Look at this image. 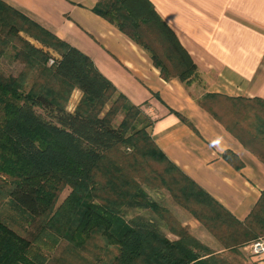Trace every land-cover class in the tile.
<instances>
[{"label": "trees", "instance_id": "16d2710c", "mask_svg": "<svg viewBox=\"0 0 264 264\" xmlns=\"http://www.w3.org/2000/svg\"><path fill=\"white\" fill-rule=\"evenodd\" d=\"M93 10L144 48L163 79L189 85L199 76L149 0H99ZM9 45L16 49L13 62L24 68L0 73V177L9 184L8 202L29 220L25 228L0 215V264H241L214 253L183 226L173 230L178 238L169 240L154 227L125 219L122 208L138 185L108 157L125 143L165 165L170 176L163 181L172 198L230 254L241 257L239 246L264 237V191L244 221L235 219L164 155L146 123L137 125L139 106L87 54L0 0V54ZM50 51L59 58L47 66ZM73 89L81 96L69 111ZM198 103L264 162L263 99L205 93ZM119 113L122 119L114 124ZM223 155L238 167L229 152ZM66 186L71 190L57 204ZM46 238L55 251L41 250Z\"/></svg>", "mask_w": 264, "mask_h": 264}, {"label": "crops", "instance_id": "0c3cea01", "mask_svg": "<svg viewBox=\"0 0 264 264\" xmlns=\"http://www.w3.org/2000/svg\"><path fill=\"white\" fill-rule=\"evenodd\" d=\"M2 1L87 54L139 106L145 130L164 155L235 219L245 220L264 191V162L198 100L205 93L264 100V0H149L207 81L196 93L176 77L163 79L144 48L93 10L99 0ZM181 225L214 253L264 264V255H251L250 242L238 247L240 257L197 218Z\"/></svg>", "mask_w": 264, "mask_h": 264}, {"label": "rangeland", "instance_id": "374dc122", "mask_svg": "<svg viewBox=\"0 0 264 264\" xmlns=\"http://www.w3.org/2000/svg\"><path fill=\"white\" fill-rule=\"evenodd\" d=\"M20 35L25 36L23 32H20ZM34 41L35 42L32 43L33 45L46 50L41 43L36 40ZM15 50V47L9 45L4 49L3 53L0 54V73L8 75L13 74L14 72L17 74L19 71L23 70L24 67H22L21 63L13 62V54ZM49 54L50 58L47 60V66L51 65L50 59L55 58L54 52L50 51ZM30 81L31 80H29L27 88H29V84H31ZM206 83L207 81L205 79L195 75L191 78L189 85L191 87L193 86L192 89L196 93L199 88L206 85ZM76 90L77 89H73L69 96L67 103V109L69 107V111H73L80 100V96ZM121 119L122 114L119 113L116 115L114 124H118ZM140 120L142 123L139 121V124L137 125H142L146 122L144 116H141ZM108 157L117 164L120 163L127 175L133 176L138 185L136 189L137 193L131 196L128 199L129 203L125 204L122 208V214L125 219L129 223L132 221L133 223L145 225L146 227H154L164 234L167 239L176 240L178 235L173 230L182 226L181 223L183 221L195 217L176 203L172 198L170 191L167 188V184L169 183L166 184L163 181V178L168 181L170 176V174L164 170L165 165L154 161L152 158L144 156L140 152H136L129 143H125L118 149L109 153ZM7 188H9L8 182L4 177H0V215L6 218H14L21 226L26 228L29 219L25 213L14 208L13 205L8 202V198L5 194ZM70 190L71 189L68 186L61 190L57 199V204L63 201ZM95 202H101V200L95 199ZM183 228L189 232L188 226H183ZM189 234L192 235L191 232H189ZM49 240V238L45 239L46 246L44 245L43 247H40L41 250L55 251L53 250L54 248H50L51 242ZM239 262L241 264H251L247 263L246 260H243L242 258L239 259Z\"/></svg>", "mask_w": 264, "mask_h": 264}, {"label": "built area", "instance_id": "2783aa9c", "mask_svg": "<svg viewBox=\"0 0 264 264\" xmlns=\"http://www.w3.org/2000/svg\"><path fill=\"white\" fill-rule=\"evenodd\" d=\"M53 59H50V63ZM250 253L255 257H261L264 255V241L262 238H257L250 243Z\"/></svg>", "mask_w": 264, "mask_h": 264}]
</instances>
